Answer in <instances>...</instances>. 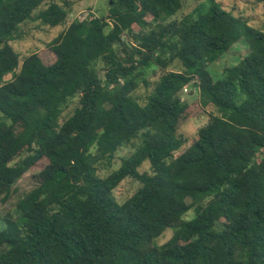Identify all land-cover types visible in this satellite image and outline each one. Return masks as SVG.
Instances as JSON below:
<instances>
[{
    "label": "trees",
    "instance_id": "obj_1",
    "mask_svg": "<svg viewBox=\"0 0 264 264\" xmlns=\"http://www.w3.org/2000/svg\"><path fill=\"white\" fill-rule=\"evenodd\" d=\"M81 1L0 0V196L47 162L20 214L0 213V264H264V30L216 0L181 21L182 0H111L107 16L71 22L20 63L10 43L22 27L65 26ZM242 40L248 53L214 79L209 66ZM189 85L217 114L179 154ZM127 178L141 186L121 204Z\"/></svg>",
    "mask_w": 264,
    "mask_h": 264
},
{
    "label": "rangeland",
    "instance_id": "obj_2",
    "mask_svg": "<svg viewBox=\"0 0 264 264\" xmlns=\"http://www.w3.org/2000/svg\"><path fill=\"white\" fill-rule=\"evenodd\" d=\"M224 10L232 13L234 16L242 18L248 25L264 30V3L257 2L256 0H216ZM111 0H83L76 2L72 9V13L68 18V22L65 26H59L51 28L49 26L42 25L40 22H30L26 26L22 27L23 39L11 42L12 49L18 54L20 63L29 55L33 53H48V45L57 38L66 27L73 21L91 19L94 17L107 16L109 14ZM183 7L179 13L172 18V20L181 21L184 17L195 16L197 11L204 12L209 4V0H182ZM150 19V18H149ZM139 30L137 27L135 28ZM249 51L248 44L242 40L237 43L227 54H225L220 60L216 61L209 66V70L212 73L214 79H219L225 68L235 65L241 58H243ZM97 69L103 76V64L98 63ZM172 70H181V65L176 62L171 66ZM157 76L151 72V69L147 71L146 79L151 82L156 81ZM12 75L5 76V81L11 80ZM148 94L147 89L140 85L137 91V96L144 100ZM200 93L197 87L189 85L187 92L182 93V100L192 107V112L187 120L182 124L179 129V134L185 137L187 140L186 145L179 152L186 150L197 138L198 130L203 127L209 120L210 114L216 115L217 110L214 106L209 105L202 109L199 104ZM78 99L73 100L64 113V117L69 116L76 107ZM138 142L135 143V146ZM134 152V147L122 148L114 156L111 164H104L99 167L98 174L101 177H106L114 170L121 166L124 158L130 156ZM26 153L20 155L15 161H19ZM46 160H42L36 166H34L29 172L19 179L14 187V192L9 200H4V196H0V213L5 215L11 213L15 217L20 214L18 208L19 200L32 191L38 185V179L35 176L40 173L46 166ZM141 172H149L150 166L144 164ZM141 184L132 178L125 179L114 190V196L119 203H124L131 198L136 191L140 188ZM194 217V211L188 212L184 219L191 220ZM3 228V224L0 223V229ZM173 229H167L163 235L156 241V244L162 245L166 243L173 236Z\"/></svg>",
    "mask_w": 264,
    "mask_h": 264
},
{
    "label": "built area",
    "instance_id": "obj_3",
    "mask_svg": "<svg viewBox=\"0 0 264 264\" xmlns=\"http://www.w3.org/2000/svg\"><path fill=\"white\" fill-rule=\"evenodd\" d=\"M185 92H187V87L184 89Z\"/></svg>",
    "mask_w": 264,
    "mask_h": 264
}]
</instances>
